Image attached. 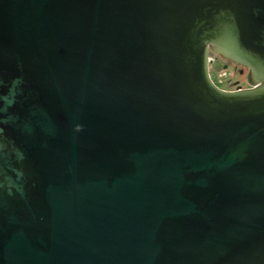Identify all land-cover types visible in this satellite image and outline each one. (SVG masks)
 <instances>
[{"label":"water","instance_id":"obj_1","mask_svg":"<svg viewBox=\"0 0 264 264\" xmlns=\"http://www.w3.org/2000/svg\"><path fill=\"white\" fill-rule=\"evenodd\" d=\"M0 264H264V0H0Z\"/></svg>","mask_w":264,"mask_h":264},{"label":"rangeland","instance_id":"obj_2","mask_svg":"<svg viewBox=\"0 0 264 264\" xmlns=\"http://www.w3.org/2000/svg\"><path fill=\"white\" fill-rule=\"evenodd\" d=\"M212 60L213 63L211 64V76L218 88L227 90L228 87H231L232 89L228 91H232L233 88L239 83L243 86H247L245 80V69L241 67L240 69H235L233 65L218 61L217 58H212ZM241 70H244V73H242Z\"/></svg>","mask_w":264,"mask_h":264},{"label":"flooded vegetation","instance_id":"obj_3","mask_svg":"<svg viewBox=\"0 0 264 264\" xmlns=\"http://www.w3.org/2000/svg\"><path fill=\"white\" fill-rule=\"evenodd\" d=\"M212 58H217L218 59V61H221V62H223V63H226V64H229V65H233L234 67H235V69H240V67H237V65L236 64H234V63H232V62H229V61H225L224 59H222L221 57H217V56H213ZM213 61V60H212ZM241 68H243V67H241ZM244 69V68H243ZM246 70V69H245ZM244 70H241V72H243ZM239 85V84H238ZM236 86L237 87V89L239 88V89H245L247 86H243V85H240V86ZM236 87H234V88H236ZM230 88L231 87H228V89L227 90H230ZM234 90V89H233Z\"/></svg>","mask_w":264,"mask_h":264},{"label":"trees","instance_id":"obj_4","mask_svg":"<svg viewBox=\"0 0 264 264\" xmlns=\"http://www.w3.org/2000/svg\"><path fill=\"white\" fill-rule=\"evenodd\" d=\"M241 84L239 83V85L238 86H240ZM236 87V86H235ZM230 89H232V88H230ZM234 89V88H233ZM236 89H237V87L234 89V90H232V91H236Z\"/></svg>","mask_w":264,"mask_h":264},{"label":"built area","instance_id":"obj_5","mask_svg":"<svg viewBox=\"0 0 264 264\" xmlns=\"http://www.w3.org/2000/svg\"><path fill=\"white\" fill-rule=\"evenodd\" d=\"M239 89V88H238ZM238 89H236V90H238ZM228 91V90H227Z\"/></svg>","mask_w":264,"mask_h":264}]
</instances>
